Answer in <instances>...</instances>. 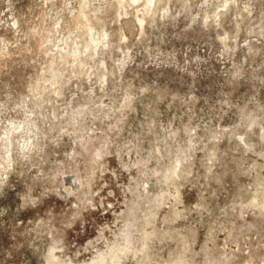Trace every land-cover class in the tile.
Returning <instances> with one entry per match:
<instances>
[{
  "label": "rangeland",
  "instance_id": "obj_1",
  "mask_svg": "<svg viewBox=\"0 0 264 264\" xmlns=\"http://www.w3.org/2000/svg\"><path fill=\"white\" fill-rule=\"evenodd\" d=\"M0 264H264V0H0Z\"/></svg>",
  "mask_w": 264,
  "mask_h": 264
}]
</instances>
